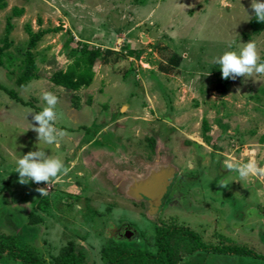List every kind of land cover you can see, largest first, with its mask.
Instances as JSON below:
<instances>
[{
	"label": "rangeland",
	"instance_id": "obj_1",
	"mask_svg": "<svg viewBox=\"0 0 264 264\" xmlns=\"http://www.w3.org/2000/svg\"><path fill=\"white\" fill-rule=\"evenodd\" d=\"M2 2L0 45L11 27L0 85L18 100L0 89V233L15 234L44 264H58L66 252L102 264L110 248L154 251L162 224L186 226L204 243L264 255V176L242 179L225 166L255 159L264 167V75L224 79L214 62L249 40L264 55V25L251 33V0ZM25 24L60 29L36 42L37 77L19 83ZM84 45L98 48L102 59L92 66L91 82L77 90L50 82ZM44 91L59 97L56 127L67 135L41 146L69 171L41 196L36 189L47 185L21 184L15 170L19 157L37 150L30 127L45 107ZM178 247L177 264H264L237 254L189 253L191 243ZM0 264L21 263L2 253Z\"/></svg>",
	"mask_w": 264,
	"mask_h": 264
},
{
	"label": "trees",
	"instance_id": "obj_2",
	"mask_svg": "<svg viewBox=\"0 0 264 264\" xmlns=\"http://www.w3.org/2000/svg\"><path fill=\"white\" fill-rule=\"evenodd\" d=\"M0 7L3 2L0 0ZM21 9H15L14 14L19 15ZM251 33H258L264 23L258 22L254 15L250 22ZM11 24L5 26V32L1 40L0 56L9 46L8 34ZM59 26L34 31L29 24H25L24 31L28 36L25 56L22 60V67L17 82L24 83L31 78H36V66L32 49L36 42L47 32L58 31ZM99 49L84 45L79 50V57L67 66L64 70H55L51 73L49 80L55 85L62 86L68 90H77L81 86L88 85L93 75L92 66L99 56ZM106 52H109L106 50ZM264 60V55L260 56ZM102 60V59H101ZM2 63L0 57V65ZM0 89L6 91L11 97L18 100L15 94L0 85ZM202 137L207 143L210 138L207 131V124L203 120ZM180 242L191 243L189 253L196 250L207 252H223L228 254L243 255L264 260V255L255 252L253 249L238 244H209L204 243L199 234L180 224H162L155 230V250L150 251L142 247H114L103 252L104 262L102 264H177L180 260L178 244ZM7 253L15 261L21 264H44L30 245L20 243L15 234L0 233V254ZM58 264H88L82 253L66 252L61 256Z\"/></svg>",
	"mask_w": 264,
	"mask_h": 264
},
{
	"label": "clouds",
	"instance_id": "obj_3",
	"mask_svg": "<svg viewBox=\"0 0 264 264\" xmlns=\"http://www.w3.org/2000/svg\"><path fill=\"white\" fill-rule=\"evenodd\" d=\"M251 8L258 22L264 23V0H251ZM214 62L219 65L221 76L224 79H236L237 77L252 78L254 75H264V60H261L260 52L255 41L249 40L242 43L238 51H225L216 57ZM41 99L45 107L33 114L35 124L31 127L37 133V150L29 151L16 161V172L19 174V183L27 184L29 181L37 184L44 182L47 187L37 188L41 196L47 194L48 185L62 174L66 175L69 168L63 160L54 155H48L42 145H54L64 138L67 133L56 127L58 113L56 111L59 97L50 91L41 93ZM226 168L238 173L244 179L249 176H264V167H260L255 159L247 162L228 161ZM221 187H227L228 183H221Z\"/></svg>",
	"mask_w": 264,
	"mask_h": 264
},
{
	"label": "water",
	"instance_id": "obj_4",
	"mask_svg": "<svg viewBox=\"0 0 264 264\" xmlns=\"http://www.w3.org/2000/svg\"><path fill=\"white\" fill-rule=\"evenodd\" d=\"M149 183H151V182H149ZM144 185H147V182H145ZM159 191H160L159 193H158V192L156 193L158 197H157V199L155 200V202H157V200H158V199L160 198V196H161V193L163 192V191H161V190H159ZM138 194H139V193L137 192L136 195H138ZM140 194H143L144 196H146V197L149 198V195H148L147 193H144V192H143V193H140ZM141 196H142V195H141ZM127 233L129 234L130 232L127 230ZM128 234H127V235H128Z\"/></svg>",
	"mask_w": 264,
	"mask_h": 264
}]
</instances>
